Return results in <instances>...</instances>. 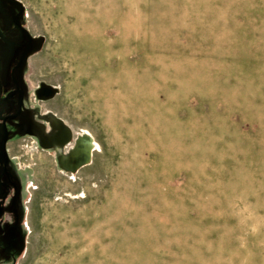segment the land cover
Wrapping results in <instances>:
<instances>
[{"label":"rangeland","instance_id":"rangeland-1","mask_svg":"<svg viewBox=\"0 0 264 264\" xmlns=\"http://www.w3.org/2000/svg\"><path fill=\"white\" fill-rule=\"evenodd\" d=\"M20 1L32 86L99 148L71 174L14 144L16 264H264V0Z\"/></svg>","mask_w":264,"mask_h":264},{"label":"flooded vegetation","instance_id":"flooded-vegetation-1","mask_svg":"<svg viewBox=\"0 0 264 264\" xmlns=\"http://www.w3.org/2000/svg\"><path fill=\"white\" fill-rule=\"evenodd\" d=\"M45 38L35 35L28 25V13L20 0H0V264H16L27 247L29 227L27 222L28 179L14 155V144L21 149L32 148L54 155L59 171L56 150L61 148L67 156L74 147L77 134L51 109L44 104L47 99L41 81L32 86L31 60L39 54ZM58 89L57 87L52 86ZM57 120L64 122L71 131L70 141L62 145L67 133ZM38 135L51 149L41 146ZM26 144V145H25ZM67 170L74 166L65 163ZM29 168V167H28Z\"/></svg>","mask_w":264,"mask_h":264},{"label":"water","instance_id":"water-1","mask_svg":"<svg viewBox=\"0 0 264 264\" xmlns=\"http://www.w3.org/2000/svg\"><path fill=\"white\" fill-rule=\"evenodd\" d=\"M45 91H47L48 94L47 99L53 98L59 92L58 89L53 88L52 86H45ZM57 121L59 125H61L65 129L67 133L66 140L62 144L64 145L71 140L70 139L71 131L68 128V126L64 124L63 121L61 120H57ZM38 138L40 139V143L43 148L46 149L52 148L46 145L42 135H38ZM74 142H75L74 147L67 156H62L61 148L52 149V151L56 150L59 167L61 169L69 171L71 174H75L81 168L89 165L92 162L93 152L96 150V143L94 138L89 134H85L84 132L82 134H78ZM67 162H71L72 164H74L75 167L67 170V167L65 165V163Z\"/></svg>","mask_w":264,"mask_h":264},{"label":"bare ground","instance_id":"bare-ground-1","mask_svg":"<svg viewBox=\"0 0 264 264\" xmlns=\"http://www.w3.org/2000/svg\"><path fill=\"white\" fill-rule=\"evenodd\" d=\"M85 134H89V135H91L89 132H87V131H85L84 132ZM96 143V142H95ZM99 148V145L96 143V149H98Z\"/></svg>","mask_w":264,"mask_h":264}]
</instances>
